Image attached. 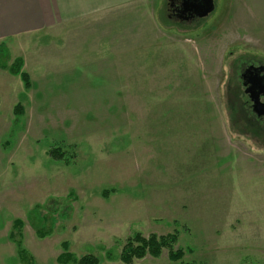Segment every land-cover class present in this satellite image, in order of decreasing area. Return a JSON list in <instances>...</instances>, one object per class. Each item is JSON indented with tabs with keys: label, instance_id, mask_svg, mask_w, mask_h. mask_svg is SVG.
<instances>
[{
	"label": "rangeland",
	"instance_id": "1",
	"mask_svg": "<svg viewBox=\"0 0 264 264\" xmlns=\"http://www.w3.org/2000/svg\"><path fill=\"white\" fill-rule=\"evenodd\" d=\"M164 1L1 49L0 264H23L16 220L28 264H60L65 242L69 264H125L137 232L177 234L184 257L133 264H264V127L242 86L264 66V0H214L187 26Z\"/></svg>",
	"mask_w": 264,
	"mask_h": 264
},
{
	"label": "crops",
	"instance_id": "2",
	"mask_svg": "<svg viewBox=\"0 0 264 264\" xmlns=\"http://www.w3.org/2000/svg\"><path fill=\"white\" fill-rule=\"evenodd\" d=\"M146 1L148 0H0V51L6 44V50L12 44L19 45L23 38L94 16L116 14L123 7L139 6ZM8 69V66L0 64V76L7 74ZM14 77L8 75L6 78Z\"/></svg>",
	"mask_w": 264,
	"mask_h": 264
},
{
	"label": "trees",
	"instance_id": "3",
	"mask_svg": "<svg viewBox=\"0 0 264 264\" xmlns=\"http://www.w3.org/2000/svg\"><path fill=\"white\" fill-rule=\"evenodd\" d=\"M11 73L20 76L24 82L26 89L31 88V82L29 75L22 72V62L20 60L16 61L11 67ZM245 107V105H244ZM21 108V105H17L16 110ZM248 110V109H244ZM249 112V110H248ZM249 115V116H248ZM247 118H252L250 112ZM48 156L55 160H61L64 154L60 149H54L48 152ZM23 224L21 221L16 220L13 225V231L11 233V238L13 239L16 246L19 248V257L23 264L31 263L33 258L29 256L28 252L22 248L23 246V235H22ZM42 238V235H40ZM178 241L177 234H168L164 236L150 235L149 237H143L140 233L133 234L126 242L122 253L120 255V260L125 264H133L136 260L144 259L147 256L153 258H158L164 250H168L170 260L173 262H178L184 257V250L175 251V244ZM64 253L59 257L58 262L60 264H69L74 262L75 259L73 255L68 251V243H63ZM78 264H99V260L94 255H86L77 261Z\"/></svg>",
	"mask_w": 264,
	"mask_h": 264
},
{
	"label": "flooded vegetation",
	"instance_id": "4",
	"mask_svg": "<svg viewBox=\"0 0 264 264\" xmlns=\"http://www.w3.org/2000/svg\"><path fill=\"white\" fill-rule=\"evenodd\" d=\"M207 0H165L164 1V14L167 19L178 25H190L193 23L201 22L207 18H200L197 14L199 13V6L206 4ZM252 69L251 75H247L246 79L242 78V86L244 88V94L247 98L245 102L248 106L249 112L256 118L260 119L264 127V116L259 117L253 110V103L250 100L252 92L260 93L261 100L264 102V66H250L248 69ZM254 69H260L255 71ZM244 72V73H245ZM255 77V78H254ZM258 80H257V79Z\"/></svg>",
	"mask_w": 264,
	"mask_h": 264
},
{
	"label": "water",
	"instance_id": "5",
	"mask_svg": "<svg viewBox=\"0 0 264 264\" xmlns=\"http://www.w3.org/2000/svg\"><path fill=\"white\" fill-rule=\"evenodd\" d=\"M214 0H207L206 4L199 6V13L197 14L200 18H207L211 13L215 11ZM253 68L248 69L243 75L242 78L246 79L247 75H251ZM259 71L260 69H254ZM255 78V77H254ZM257 79V78H256ZM258 80V79H257ZM260 93L252 92L250 95V100L253 103V110L259 116H264V102L261 100Z\"/></svg>",
	"mask_w": 264,
	"mask_h": 264
}]
</instances>
